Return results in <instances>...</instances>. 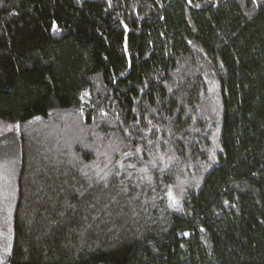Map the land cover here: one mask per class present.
<instances>
[{"label":"trees","instance_id":"1","mask_svg":"<svg viewBox=\"0 0 264 264\" xmlns=\"http://www.w3.org/2000/svg\"><path fill=\"white\" fill-rule=\"evenodd\" d=\"M13 127L1 264H264V0H0Z\"/></svg>","mask_w":264,"mask_h":264},{"label":"rangeland","instance_id":"2","mask_svg":"<svg viewBox=\"0 0 264 264\" xmlns=\"http://www.w3.org/2000/svg\"><path fill=\"white\" fill-rule=\"evenodd\" d=\"M19 130L13 127L3 133L0 142V181L4 186L0 200L4 203V207L12 212L13 203L15 201L17 187L16 180L19 171ZM0 198V199H1ZM10 240L9 227L5 231H0V264L7 252V244Z\"/></svg>","mask_w":264,"mask_h":264},{"label":"water","instance_id":"3","mask_svg":"<svg viewBox=\"0 0 264 264\" xmlns=\"http://www.w3.org/2000/svg\"><path fill=\"white\" fill-rule=\"evenodd\" d=\"M206 1L210 2L211 4L223 5V4L230 2L231 0H225V1H221V2H214L212 0H206Z\"/></svg>","mask_w":264,"mask_h":264},{"label":"snow or ice","instance_id":"4","mask_svg":"<svg viewBox=\"0 0 264 264\" xmlns=\"http://www.w3.org/2000/svg\"><path fill=\"white\" fill-rule=\"evenodd\" d=\"M53 28H54V30H56V26H55V24L53 25Z\"/></svg>","mask_w":264,"mask_h":264}]
</instances>
